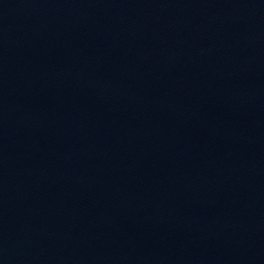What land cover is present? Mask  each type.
Here are the masks:
<instances>
[{
  "label": "water",
  "instance_id": "95a60500",
  "mask_svg": "<svg viewBox=\"0 0 264 264\" xmlns=\"http://www.w3.org/2000/svg\"><path fill=\"white\" fill-rule=\"evenodd\" d=\"M0 264H264V0H0Z\"/></svg>",
  "mask_w": 264,
  "mask_h": 264
}]
</instances>
